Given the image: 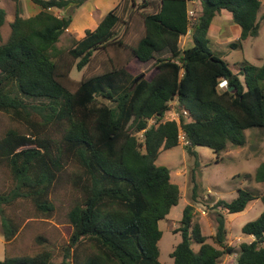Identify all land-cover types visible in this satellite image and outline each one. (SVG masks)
Here are the masks:
<instances>
[{
    "label": "trees",
    "instance_id": "obj_1",
    "mask_svg": "<svg viewBox=\"0 0 264 264\" xmlns=\"http://www.w3.org/2000/svg\"><path fill=\"white\" fill-rule=\"evenodd\" d=\"M86 1L34 0L41 10L26 17L17 13L9 37L0 42V111L27 130L10 128L0 137V165L11 175L10 186L0 192L5 242L22 229L18 205L26 202L52 216L58 187L67 181L74 193L67 214L72 232L60 262L44 249L7 256L0 264H220L235 253L236 264H264V209L242 228L254 239L234 245L225 216L219 215L213 235H205L194 220L193 203L183 210L173 262H161L159 221L179 203L181 190L169 169L156 163L162 149L180 143L181 131L189 154L198 158L196 147L205 146L219 159L229 146L246 143V129L264 128V60L258 66L243 59L235 71L209 45L213 20L223 10L240 27L230 47L242 48L243 40L257 36L261 1L199 0L192 44L182 47L181 38L191 28L189 0H145L142 8L151 4L153 11L143 14L145 32L131 50L141 62L154 60V71L133 76L122 69L126 75L119 79L120 70L113 69L84 78L71 90L67 81L74 65L63 62L58 42ZM120 19L115 7L74 41L69 54L77 69L88 65L97 50L124 44L115 31ZM6 20L0 6V32ZM161 53L167 55L157 56ZM222 81L227 85L221 87ZM173 101L181 112L179 122L164 120ZM150 119L157 123L149 124ZM256 177L264 181V163ZM258 197L264 204V194L239 189L231 201L217 204L227 213L242 212Z\"/></svg>",
    "mask_w": 264,
    "mask_h": 264
},
{
    "label": "rangeland",
    "instance_id": "obj_2",
    "mask_svg": "<svg viewBox=\"0 0 264 264\" xmlns=\"http://www.w3.org/2000/svg\"><path fill=\"white\" fill-rule=\"evenodd\" d=\"M260 1L258 20L261 26L259 34L243 40L242 48L230 47V43L237 40L240 35V28L232 21V18L231 20L229 18L230 12L223 10L213 20L209 45L213 50L221 52L235 71L239 68L238 62L243 59L258 66L263 64L264 0ZM145 3V0H87L74 12L73 22L58 42V46L64 50L63 62L74 65L67 81L71 90H75L82 79L113 69L120 70H118L119 79L125 78L124 70L133 76L154 71V60L141 62L133 57L131 50V47L136 45L144 35L143 14L153 11L151 4L142 8ZM0 6L7 12L6 23L0 32V42L9 37L10 22L17 13L26 17L41 10L34 0H19V3L15 0H0ZM115 7L121 17L115 31L117 37L124 44L122 46L111 44L106 49L97 50L88 65L81 70L77 69V60L69 54L72 44L85 35L86 29L96 28L103 16ZM199 7V0H189L191 31L198 14L195 10ZM51 11L58 15L66 13L58 8H52ZM191 44L190 32L189 35L181 38V46L188 47ZM162 54L167 55V53H161L157 56H162ZM171 105L172 110L166 113L165 119L178 122L176 114L181 112L175 101L171 102ZM156 123L155 119L149 121V124ZM10 128H18L27 132L26 125L22 121L0 111V137ZM244 132L246 143L242 146H229L228 149L219 153V159H217L218 154L205 146L196 147L198 158L189 154L186 149V140L182 137L183 132L177 146L162 149L156 163L169 169L172 181L180 187L181 198L179 203L172 207L170 213L159 221V227L163 233L159 241L161 262H173L171 253L182 239L181 232H177V229L181 226L183 210L189 203H193L194 220L201 223L205 235L210 236L215 233L218 217L223 214L226 218L229 243L238 245L243 241V238H247V235L243 234L242 228L244 224L256 219L262 212L264 205L261 197L257 198L261 200L254 201L244 211L236 213H227L217 204L220 199L231 201L237 196L239 189L264 194V181H260L256 177L258 168L264 163V128L254 127L246 129ZM53 134L57 133L53 132ZM137 134L140 139L143 138V132ZM10 184V172L4 165H0V192L8 189ZM194 194H196L195 200L193 199ZM73 197V191L67 181H64L58 187V191L53 194L56 209L52 216H44L35 212L31 204L26 202L18 205L16 213L24 221L19 235L9 243L5 242L2 235L0 217V259L7 256L35 255L48 249L53 253V260L60 262L63 258V248L68 244L72 232V225L67 214L73 203ZM204 210L206 213H202ZM192 245L198 249L197 243L194 242ZM224 261L225 258H222L220 264H224ZM234 262V260H230L228 264H234Z\"/></svg>",
    "mask_w": 264,
    "mask_h": 264
},
{
    "label": "crops",
    "instance_id": "obj_3",
    "mask_svg": "<svg viewBox=\"0 0 264 264\" xmlns=\"http://www.w3.org/2000/svg\"><path fill=\"white\" fill-rule=\"evenodd\" d=\"M189 5V4H188ZM229 18H230V20H231V15H229ZM239 27V26H238ZM240 28V27H239ZM258 200H261V199H255V200H253V201H251L249 204H248V206L251 204V203H253L254 201H258ZM264 205V204H263ZM247 206V207H248ZM263 209H264V206H263ZM263 209H262V211H263ZM254 239V236H247V238L246 239H244L243 238V241H247V242H251L252 240ZM242 241V242H243ZM231 244H234V245H237V244H235V243H231ZM239 245V244H238ZM223 258H225V261H224V264H228V262H230V260H234L235 262H234V264H236V259H237V254L235 253V254H232V255H226V256H224ZM227 262V263H226Z\"/></svg>",
    "mask_w": 264,
    "mask_h": 264
},
{
    "label": "built area",
    "instance_id": "obj_4",
    "mask_svg": "<svg viewBox=\"0 0 264 264\" xmlns=\"http://www.w3.org/2000/svg\"><path fill=\"white\" fill-rule=\"evenodd\" d=\"M189 14H191L190 12H189ZM191 32V30L189 29V31H188V34ZM220 85H222L223 87L224 86H226L227 85V81H222L221 83H220ZM187 112L186 111H184V114H186ZM181 114V113H180ZM180 114H176V116H177V118L179 119V121H180ZM164 120H166L165 119V117H164ZM178 121V122H179ZM183 131H181V133H182ZM181 133H180V138H181ZM182 137H183V139H185L186 140V143L188 144L189 143V141L187 140V138H186V135H185V132H183V135H182ZM186 144V145H187ZM202 213H206V211L204 210V211H202Z\"/></svg>",
    "mask_w": 264,
    "mask_h": 264
},
{
    "label": "water",
    "instance_id": "obj_5",
    "mask_svg": "<svg viewBox=\"0 0 264 264\" xmlns=\"http://www.w3.org/2000/svg\"><path fill=\"white\" fill-rule=\"evenodd\" d=\"M144 76V74H141L140 76H138L135 81H134V85L137 84L139 82V80Z\"/></svg>",
    "mask_w": 264,
    "mask_h": 264
}]
</instances>
